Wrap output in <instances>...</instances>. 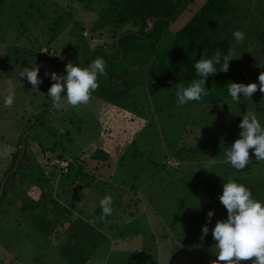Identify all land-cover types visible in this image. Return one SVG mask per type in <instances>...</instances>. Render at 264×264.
Here are the masks:
<instances>
[{"label":"trees","instance_id":"1","mask_svg":"<svg viewBox=\"0 0 264 264\" xmlns=\"http://www.w3.org/2000/svg\"><path fill=\"white\" fill-rule=\"evenodd\" d=\"M6 1L0 0V7H3ZM46 1L48 0H17L12 4L14 10L10 11L5 8L0 13V17L8 13L6 15L10 16L11 22H14L16 27L22 30V33L18 32L17 34L24 38L32 36L27 28L36 19L42 30V35L46 40L48 38L46 42L43 40L39 51L43 50V46L52 45L50 47L52 49L58 45L57 40L69 29V16L67 15L56 18L53 25L51 24L50 10L53 1L50 0V7ZM79 2L81 4L89 2L98 11V18L93 22L91 29L88 28L89 31L93 34L99 31H109L116 41L113 47L108 50L104 47L91 49L84 43L87 41L84 36L85 29L75 22L74 31L80 32V41H78L80 43L69 42V45L63 50V53L67 55L65 59L67 64L70 61H76L75 66L87 67L95 58H103L107 75L98 77L99 87L92 93V97L98 100L96 108L101 111L99 122L103 126L99 128L98 135L95 137V140H99V147L93 154L87 152L85 157H78L79 159L70 162V173H64L61 170L63 176L61 178L70 187H79L77 193H88L93 190L97 191L99 195L104 194V197L111 195L113 197V214L101 219L102 209L98 200L92 216L90 215L88 218L79 215L72 216L54 197L51 193L52 190H43L36 204L26 201L28 190H21L25 182L29 181L33 186L38 184L42 186V179L30 180L31 177H35L36 172L40 171V167L30 164L34 156L31 151H28L33 135L38 131V125L45 126V118H49L47 116L50 112L47 116H43L41 113V115L34 114L36 121L32 123L31 119L28 122V129L26 127L21 131V138L17 144L19 149L17 148V151L13 153L12 163L0 180V193L6 182L0 204V225L3 224L2 227L7 229V219L10 216V229L15 228L20 238L15 243L0 241V247L11 248L13 244L16 245L20 242L27 243V245L29 242L38 245V241L46 243L59 228L58 234L61 235L62 240H60V244L52 247L49 256L51 261L59 257V260L64 264H104L105 261H107L106 264H162L159 258L155 260L151 255L153 252H157L155 247H158V240L155 235H152L147 210L141 206V197L132 194H141L140 190L134 185H128L126 178L121 182L122 185H116V182L113 181L115 169L118 167L122 169L124 177L130 176L132 171L128 169L126 174L123 167H128L127 164L131 157L130 149L136 146L148 126V122L132 110L131 100L137 88L146 87L150 89L154 104L159 108V112H168L171 108L176 107L180 109L200 108L199 110L203 113L206 108L220 107L222 111L238 113L234 128L232 127L228 134L231 137L226 140L228 144L226 150H228L232 139L237 137L241 131L239 124L242 117L240 115L253 112L256 113L258 119H264V93H261L259 89L251 100H241L240 104L233 102L227 91L231 82L246 85L259 83L258 77L264 73V60L258 57L260 48L264 55V45H261V42L264 41V0H79ZM91 5L86 9L92 8ZM179 21L181 23L177 26ZM129 24L138 30H128L121 34L120 31ZM0 29L3 28L0 27ZM236 30L246 34V38L240 43H237L233 37ZM5 43L6 41L0 39V50H3ZM37 43L40 42L37 41ZM31 44L33 43L31 42ZM9 49L1 56L0 65L2 61L8 63L7 60L12 55L8 54ZM72 49L74 53L71 52ZM230 49L234 51L235 58L229 62V71L227 73L218 72L208 77L205 84L209 90L208 95L199 102L192 101L186 105L178 106L176 97L178 85L188 86L194 80L199 79L194 68L195 63L203 56L211 58L217 51L227 54ZM33 52L34 48L29 49V54ZM220 67L217 65L218 71ZM248 67L253 68L255 73L248 70ZM62 96L64 98L66 94H62ZM48 99L43 105L46 104V109L53 112L51 105L55 106V104L52 103L50 97ZM38 109L40 110L41 107L38 106ZM225 127L228 125L224 123L223 130ZM0 138L2 141L6 140L5 137ZM24 142L26 143L25 151H23ZM180 142L184 144L185 138ZM205 143L206 141L197 148L191 146L189 151L200 150ZM216 144L220 146L219 138ZM45 150L51 151L53 154L51 156H56L59 161L70 159L67 153L56 154L57 148L43 147L42 151L46 152ZM177 154L178 152L175 156ZM136 159L137 155H134L133 161ZM181 159L184 157L182 156ZM225 159L226 156L222 158L223 161ZM49 160L51 161V157ZM88 160L93 162L91 175L95 181H78L81 177L87 176L80 161L89 162ZM87 164L89 163H85L84 166L86 167ZM181 165L182 163L180 167ZM78 166L79 169H77ZM1 172L0 169V174ZM227 174L228 176L214 189L213 200L215 201L210 209L214 211V216L211 218V222H208L207 213L209 210L199 217L193 226L187 225V229L184 228L187 232L181 229L175 230L177 240L173 239L176 240L177 253L187 252L188 247H192L191 243H182L186 237L193 234L195 241L203 244L206 237H212L210 233H212L216 222L227 218V210L219 201V196L223 192V183H227L229 180H236L242 184L249 181L247 178H237L232 175V172H227ZM44 175L42 174L41 177ZM104 179L110 180L105 187L99 182ZM132 179H136V176H133ZM245 186H247L246 183ZM117 193L119 196H115ZM257 197L258 194H255L254 198ZM52 213L57 217L54 220L50 217ZM20 215L24 217L23 219H29L33 223L38 231L36 234L25 235L27 231L24 230L23 222L25 221L20 220L19 223L17 221ZM206 224L209 233L204 240L199 239V236H202L199 232ZM172 226L176 227V224H172ZM4 228H1L0 235L4 234L6 230ZM62 229L65 232L62 233ZM196 232L198 236L194 234ZM48 233L50 234L47 235ZM113 239L117 240L114 245ZM140 241L143 242L140 244ZM191 241L193 240L191 239ZM131 244L136 246L133 251H130ZM111 247L114 252L111 251ZM23 256L24 253H21L10 260L6 259V263L4 261L1 263L20 264L18 263L19 259L22 263L25 262L22 260ZM250 263L251 260L241 262V264Z\"/></svg>","mask_w":264,"mask_h":264},{"label":"rangeland","instance_id":"2","mask_svg":"<svg viewBox=\"0 0 264 264\" xmlns=\"http://www.w3.org/2000/svg\"><path fill=\"white\" fill-rule=\"evenodd\" d=\"M15 1L17 0H7L5 5L0 7V13L5 8L10 11L14 10L12 4ZM52 1L50 10L52 25L56 18L62 15L69 16V29L57 40L58 45L54 43L56 46L52 49H50L52 45L43 46V50L39 51L41 45H43V40L46 42L48 38L46 40L42 35V30L39 28L36 19L27 28L32 36L24 38L17 34L18 32L22 33V30H19L15 23L11 22L10 16L6 15L8 13L0 17V27L3 28L2 30L0 29V39L6 41L3 50H0V58L8 48H10L8 54H12L7 60V64L2 61L0 65V137H5L6 139L2 141L0 138V169L2 171L0 180L5 170L12 163L13 153L17 151V144L21 138V131L26 127L28 129V122L31 119L32 123L36 121V119L34 120V114L41 113L43 116H47L48 112H50L47 116L49 118H45V126L38 125V131L34 133L31 147L28 151H31L32 156H34L30 164L40 167V171L36 172L34 174L35 177H31L30 180L42 179L43 187L39 184L33 186L27 181L21 187V190H28L26 201L31 202V204H36L39 201L43 190H52L51 193L61 202L68 214L88 218L94 214L97 201H101L104 198V194L99 195L97 191L94 192L93 190L91 191L92 194L89 191L88 193H77L79 187L67 185L61 178L63 177L61 170L64 173H70V162L79 159L78 157H85L87 152L93 154L99 147V140H95V137L98 135L99 128L103 126L99 122L101 111L96 108L98 100L91 95V99L87 104L73 107L67 103L65 96L62 104L51 105L53 112L47 110L46 104H43L46 103L49 97L47 95L48 90L54 83L51 80V73L55 72L61 76L67 74L65 71L67 55L63 53V50L66 49L69 42L80 43H78L80 41V32L74 31L75 22H78L85 29L84 36L87 41L84 43L91 49L97 47H104L107 50L111 49L116 38L109 31H99L95 34L89 31L93 22L98 18V11L89 2L81 4L79 0ZM46 2L50 7V0ZM90 5L92 8L86 9ZM180 23L181 21L177 23V26ZM89 27L90 29H88ZM128 30H138V28L129 24L120 33H125ZM93 36L95 39L92 38ZM37 41L41 44L37 43ZM261 45H264V41L261 42ZM33 48L34 52L29 54V49L32 50ZM71 52L74 53L73 49ZM258 57L264 60L261 48ZM68 63L75 65L76 61ZM36 65L39 66L38 75L43 79V83L39 85L38 89L32 88L26 77L21 78L18 76L24 67H35ZM249 69L251 71L254 70L248 67ZM46 72L48 75H45ZM9 94H14L15 100L12 106L5 107L4 98ZM131 104L132 110L144 118L148 122V126L142 137L137 141L136 146L130 149L129 154L131 157L127 164L128 167H123L126 174V170L132 171H129L131 173L130 176L124 177L122 169L118 167V169H115L113 181L116 182V185H122L121 182L126 178L127 181H125L128 182V185H134L140 190L141 194H132L141 197V206L147 210L146 212L149 215L150 220L148 222L151 225L152 235H155L158 240V247H155L157 252H153L151 255L155 260L159 258L162 264H215L218 250L215 246L217 241L213 237H206L207 242L205 241L206 243L202 242L203 244H201L195 241L194 235L191 234V238L186 237L182 243H191L192 245L190 244V246L192 247H188L187 252L181 251L177 253V248H175L177 245L175 230L187 229V225L193 226L199 217L212 208L215 201L213 200L214 189L217 184L228 176L227 172H232V175L237 178H247L249 181L243 184H247V187L253 193V197L258 194L256 199L264 201V161L258 162L253 156L251 165H248L242 171H237L222 160L227 152L228 144L226 140L231 137L228 134L232 127L234 128V123L238 119V113L236 112H225L220 107L206 108L203 113L199 110L200 108L180 109L176 107L171 108L168 112H159V108L154 104L150 89L146 87H139L135 90ZM38 106L41 107L40 110ZM46 110L47 113L45 114ZM43 111L44 113H42ZM240 116L242 117V115ZM259 120L264 125V119L261 118ZM24 123L26 126H23ZM224 123L228 127L223 130ZM234 131L236 130L234 129ZM184 138L185 143L183 144L180 141L184 140ZM218 138L221 143L220 146L216 144ZM238 138L239 134L232 139V144ZM204 141L206 143L203 148L189 151L191 146L193 148L200 147ZM43 147L47 149L57 148L56 154L58 155L69 154L70 159L65 161L68 164V171L64 167L65 162L59 161L56 156H51L53 154L49 150H45L46 152L42 151ZM188 151L189 153L187 154ZM177 152L178 154L175 156ZM134 155H137V159L133 161ZM251 155L252 150H250ZM182 156L185 160L181 159ZM49 157H51V161ZM210 158H215L214 167L204 169L203 167ZM180 162L182 163L181 167ZM80 163L84 167L87 176L83 175L84 177H81L78 181H95L93 175H91L93 162L90 160L89 162L80 161ZM85 163L89 164L85 167ZM77 169H79V166ZM228 169L229 171H227ZM42 174H45L44 177H41ZM133 176H136V179H132ZM108 181L110 180H99L104 187ZM106 187L108 188L109 186ZM72 189L73 191H71ZM143 195L145 196L143 197ZM115 196H119V193ZM21 215L17 218V221L18 223L21 222L20 220L25 221L23 222L25 224L24 230H27L25 235L36 234L38 231L33 223L29 219H23L24 217ZM50 217L52 220L57 218L54 213ZM7 220V229L2 227L3 224L0 225V231L1 228L6 229L4 234L0 235V241L15 243L20 236L15 228L10 229V216ZM172 224H176V227H173ZM14 226L16 225L14 224ZM184 231L187 232V230ZM58 232L59 228L56 233L49 237L48 240L50 241L46 243L43 241L44 244L38 241V245L43 244L39 246L31 242L28 245L21 242L16 245L13 244L11 248L1 246L0 264H2L1 261L6 263V259L10 260L21 253H24L22 260L25 262L22 263L19 259L18 263L20 264H64L59 260V257L54 259V261H51L49 257L52 247L61 243L62 237ZM61 232L63 233L65 230L62 229ZM199 233L202 234V231ZM194 234L198 236L197 232ZM211 235L212 233H210ZM113 241L114 245L117 240L113 239ZM143 241H140V244ZM179 244L181 245V243ZM135 247L134 244H131L132 249L130 248V251H133ZM26 248L29 250H26ZM152 248L154 249V247ZM111 251L114 252L112 247ZM221 264H224V262H221ZM250 264H252V261Z\"/></svg>","mask_w":264,"mask_h":264},{"label":"clouds","instance_id":"3","mask_svg":"<svg viewBox=\"0 0 264 264\" xmlns=\"http://www.w3.org/2000/svg\"><path fill=\"white\" fill-rule=\"evenodd\" d=\"M237 43L246 38V34L240 30L233 33ZM234 51L229 50L227 54L217 51L211 58L202 57L195 65L196 75L199 79L194 80L188 86L178 85L176 91L177 104L183 106L189 102H199L208 95L205 87L208 77L218 72L227 73L229 62L234 59ZM220 65V70H217ZM66 75L61 76L55 72L51 73L54 83L48 90L47 95L55 105L64 102L62 94H66L67 103L73 107L87 104L92 93L98 89V77L106 76V64L103 58H95L87 67L75 66L68 63L65 67ZM39 66L24 67L18 76L26 77L32 88L39 87L43 79L38 75ZM45 75H48L46 72ZM259 83H235L228 85L227 91L233 102L240 104L241 100H251L252 96L259 91L264 93V73L258 77ZM15 95L9 94L4 98V106L10 107L14 103ZM241 129L239 138L228 147L225 162L233 169L242 171L251 165L253 156L256 161H264V125L261 124L257 115L248 112L242 116L239 124ZM250 150L252 155L250 156ZM66 161V160H65ZM63 161V162H65ZM215 158H210L204 169L214 167ZM223 192L219 201L227 210V218L218 220L212 229V237L218 243L215 264H241L242 261L251 260L252 264H264V201L253 197L252 191L236 180H229L222 185ZM102 209L101 219L113 214V197L106 195L100 201ZM208 222L214 216V211L207 213ZM201 239H204L209 228L207 224L202 227ZM254 258V259H253Z\"/></svg>","mask_w":264,"mask_h":264},{"label":"water","instance_id":"4","mask_svg":"<svg viewBox=\"0 0 264 264\" xmlns=\"http://www.w3.org/2000/svg\"><path fill=\"white\" fill-rule=\"evenodd\" d=\"M27 138V137H26ZM26 138H25V142H26ZM24 142V150L23 151H25V149H26V143ZM22 159V158H21ZM5 185H6V182L3 184V187H2V189H1V193H0V204H1V202H2V199H3V194H4V189H5Z\"/></svg>","mask_w":264,"mask_h":264},{"label":"built area","instance_id":"5","mask_svg":"<svg viewBox=\"0 0 264 264\" xmlns=\"http://www.w3.org/2000/svg\"><path fill=\"white\" fill-rule=\"evenodd\" d=\"M69 165H70V163H69ZM64 167L66 168V171H68V164H67V162L64 163Z\"/></svg>","mask_w":264,"mask_h":264},{"label":"crops","instance_id":"6","mask_svg":"<svg viewBox=\"0 0 264 264\" xmlns=\"http://www.w3.org/2000/svg\"><path fill=\"white\" fill-rule=\"evenodd\" d=\"M5 120H7V119L5 118ZM7 121H8V120H7ZM23 125H25V123H24Z\"/></svg>","mask_w":264,"mask_h":264}]
</instances>
